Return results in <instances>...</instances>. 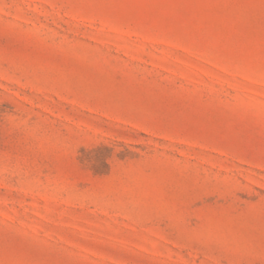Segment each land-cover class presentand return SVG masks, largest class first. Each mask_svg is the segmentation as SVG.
Listing matches in <instances>:
<instances>
[{
	"label": "rangeland",
	"instance_id": "374dc122",
	"mask_svg": "<svg viewBox=\"0 0 264 264\" xmlns=\"http://www.w3.org/2000/svg\"><path fill=\"white\" fill-rule=\"evenodd\" d=\"M0 264H264V0H0Z\"/></svg>",
	"mask_w": 264,
	"mask_h": 264
}]
</instances>
